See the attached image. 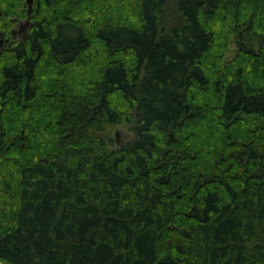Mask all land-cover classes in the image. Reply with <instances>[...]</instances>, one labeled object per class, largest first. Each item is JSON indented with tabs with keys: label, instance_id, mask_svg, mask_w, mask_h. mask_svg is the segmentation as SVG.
I'll return each instance as SVG.
<instances>
[{
	"label": "trees",
	"instance_id": "trees-1",
	"mask_svg": "<svg viewBox=\"0 0 264 264\" xmlns=\"http://www.w3.org/2000/svg\"><path fill=\"white\" fill-rule=\"evenodd\" d=\"M0 33V264H264V0H0Z\"/></svg>",
	"mask_w": 264,
	"mask_h": 264
},
{
	"label": "rangeland",
	"instance_id": "rangeland-1",
	"mask_svg": "<svg viewBox=\"0 0 264 264\" xmlns=\"http://www.w3.org/2000/svg\"><path fill=\"white\" fill-rule=\"evenodd\" d=\"M20 23H18L19 25ZM18 25L16 26V29L18 28ZM10 39H13L14 36L9 34L7 35ZM19 34L16 33L15 38H19ZM237 46H236V41L235 38L233 37L231 40L230 44V50L227 53V60L232 59L235 54H236ZM111 135L114 137L115 140V146H118V144L125 142L128 140L131 136L132 133L130 131V126L128 125H116L111 131Z\"/></svg>",
	"mask_w": 264,
	"mask_h": 264
},
{
	"label": "water",
	"instance_id": "water-1",
	"mask_svg": "<svg viewBox=\"0 0 264 264\" xmlns=\"http://www.w3.org/2000/svg\"><path fill=\"white\" fill-rule=\"evenodd\" d=\"M26 3H27L28 14H30L31 9H32L33 0H26ZM26 26H27V21L25 23H21L16 29V31L22 32V30L25 29ZM12 32L15 33V30H13ZM0 37H3L1 33H0ZM6 40L9 41V38H6ZM0 42H1V39H0Z\"/></svg>",
	"mask_w": 264,
	"mask_h": 264
},
{
	"label": "flooded vegetation",
	"instance_id": "flooded-vegetation-1",
	"mask_svg": "<svg viewBox=\"0 0 264 264\" xmlns=\"http://www.w3.org/2000/svg\"><path fill=\"white\" fill-rule=\"evenodd\" d=\"M16 32L19 33V34L21 33V32H18V31H16ZM12 33H13V32H12ZM13 34H15V33H13ZM0 39H1L0 44H3L5 41H7V40H6V37H4V36H3V37H0Z\"/></svg>",
	"mask_w": 264,
	"mask_h": 264
}]
</instances>
